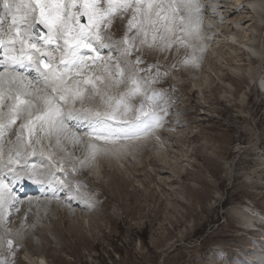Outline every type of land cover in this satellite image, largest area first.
Returning <instances> with one entry per match:
<instances>
[{
    "label": "rangeland",
    "instance_id": "374dc122",
    "mask_svg": "<svg viewBox=\"0 0 264 264\" xmlns=\"http://www.w3.org/2000/svg\"><path fill=\"white\" fill-rule=\"evenodd\" d=\"M206 5L205 2L204 8ZM246 13L247 10L241 11L239 16L242 15L241 17L245 19L247 18ZM215 16L212 14L211 17L215 18ZM262 17L264 19V16ZM81 20L85 22L84 17H81ZM220 20L224 21L223 14L217 19L218 22ZM221 21L219 23L222 25ZM251 21L255 25L260 20L255 16L254 19L245 22L246 24L243 23L245 26L241 21L240 26L234 28L232 33L240 34L241 29L246 28L247 24L252 23ZM114 24L118 27L116 21L113 22ZM126 24L127 22L123 21L122 26L126 27ZM263 27L262 25L261 28L263 29ZM207 28L205 34L208 35V38L211 35L214 37L215 34L212 33V30L215 27L213 24H208ZM224 28L226 29V27ZM249 29V37L256 40L254 43L260 46L262 42L264 46L262 41L264 36L259 41L262 29L258 33L251 26ZM220 30L217 31L220 32ZM111 37L113 40H119L113 35ZM235 38L237 39L236 35ZM221 39L222 36L211 39L207 48L203 44V39H193L192 42L197 45L195 55L198 57V66L182 63L186 55L192 53V49L180 47L177 50V46L174 45L170 50L161 51L159 47L148 48L141 45L138 39L136 41L138 50H134L133 55L126 57L127 59L122 58L115 49L105 48L99 50L103 62L98 61L92 64V61L89 62L94 69L87 62L82 75H76L80 69H75L73 73L69 74L70 80L72 79L74 82H68V86H71V83L74 86L75 78L76 81H81L79 85L81 89L89 87L82 81L87 79V74L92 79L97 76L102 77L101 81L96 82V89L99 91L100 88L104 94L111 96H118L120 93L126 92L128 88L132 87L130 78L134 77L140 82L144 91L141 95L132 98L130 103L138 107L145 95L156 93L160 124L147 135L141 134L135 140L134 138L122 139L121 136L120 140H126L122 142L123 144L109 143L105 145L104 141L96 139L97 133L93 131L92 120L85 124L88 119L83 114L73 112L69 116L65 110L62 120L65 131L58 135L59 145H62L65 150L68 144L72 157L78 158L79 150L81 148L90 149V145L108 148V146L115 147L118 144L116 147H119L117 151L120 150V152L124 148L123 153L126 154L122 157L125 158L119 159L120 164L115 162L114 165L117 166H111L113 165L112 159L108 161L104 159L102 161L105 163L102 161L100 164L98 163L99 169L95 172L96 165L91 166V163L87 161L83 165V167L87 166L84 168L86 176H95L96 181H100V179L102 181L108 173L110 174L104 180H108L110 175L111 180H114L113 172L118 174L123 184H121L120 190H117L116 201L110 199L113 191L111 187L105 189L106 184L104 183L96 186L98 190L95 187L92 190L91 185L87 184L85 180L82 183L79 180L73 181V177L79 179L78 176L82 175L83 171L73 167L70 163L68 166L61 165V167L63 166L61 169L63 175L60 173L58 177L53 173V164L56 165L54 160H59L62 153L58 154L50 143V139L44 136L45 134L43 135L46 130L37 129V137L44 139V143L42 141L45 145L43 151H46L47 153H45L49 154L52 159L47 160L48 165L45 164L47 168H45L46 173H43V177H39L37 173V179L44 178V181L38 180V183H43L40 188H44V191L40 189L39 194L29 197L37 201L38 204L45 205L46 203L49 208L47 210L37 208V214L31 212L37 225L25 217L21 219V224L16 223L15 215L10 217L11 221L6 225L0 224V254L3 253L2 255L5 257L3 259L0 257V264H31L34 259L40 261L41 258L45 264H241L244 257L249 259L244 264H256L258 261L264 264V247H259L254 242L264 243V222H262L264 221V164L262 166L259 160H264V95L259 91L258 86L254 82L251 83L247 77L250 69L255 70L259 65H257L258 60L256 55H253L254 53L239 49L237 46L227 48V45L220 41ZM201 48H203V52L200 51ZM106 49L108 52L105 51ZM110 55L116 61H112L113 58ZM138 56L142 63L136 65L135 61ZM206 59H210L207 64L205 63ZM105 62L109 68H105ZM118 63H120L119 67ZM149 65L152 67L149 68ZM97 66L99 67L96 69ZM116 67L123 70L122 77ZM110 76H117L115 79L111 78L118 83L108 86ZM77 77L81 80H77ZM101 90L99 92L102 93ZM89 93L88 95H91L90 91ZM77 103L76 107L74 106L77 109L81 107L85 109L88 105L86 109L94 107L99 110L91 102V99H85L83 105L79 104L80 102ZM102 107L104 108L103 104L101 109ZM74 114L77 117L79 115L78 119L73 116ZM82 117L85 119L84 121ZM86 127L92 131L89 132V128ZM18 131L19 127L11 132L6 146H10L9 141H12V135L15 134L16 138ZM73 134L78 135L73 136ZM54 135L55 133L50 137ZM25 136L27 137V133ZM63 140L68 143L61 144ZM31 142L35 144L32 140ZM32 143L29 147L30 150L33 146ZM3 144L5 146L4 141ZM74 144L79 145L80 149H76ZM82 145L85 146L82 147ZM87 145L89 146L87 147ZM160 145L161 150L167 151L166 153L169 154L164 161L159 162L155 156L148 155V157L146 155L144 150L149 148L155 155L154 153L159 151ZM127 160L129 161L127 162ZM89 165L91 167H88ZM65 167L67 169H64ZM19 168L21 169V167H16L21 175L23 172ZM71 168L72 173L68 170ZM35 171L37 170H33V174H36ZM99 171L100 173H98ZM132 171L136 176H131ZM10 174L13 175L5 182L12 187L11 181L15 178L14 173ZM61 179L64 180L62 185ZM48 183L49 185H47ZM101 184H104L103 188ZM42 192L47 193L48 197L47 194H41ZM22 199L24 198L19 199V205L22 203ZM74 203L84 205L85 209L81 210L87 214L78 217V220L83 223L84 230V236L80 239L77 237L80 233L73 236L65 231L69 223L60 219L61 214L68 212L66 217L71 222L77 221L75 211L79 209L76 208V205L74 207ZM62 204L65 205L62 206ZM243 205L247 206L254 215L257 214V218L254 217L252 220L251 227L254 224L260 225L261 231L252 228L247 231L240 228L241 221L244 219L243 215L245 217L246 215L242 212L240 215L238 208L245 207ZM54 206L57 211L53 210ZM105 208L110 213V219L103 215ZM230 211L233 212V215ZM49 217L53 218L52 220L57 218L56 220L61 221L58 230L65 233L62 237L55 231ZM229 217L234 222H232V227L227 226ZM87 219L89 220L86 221ZM5 226L10 229V232L5 233L3 228ZM13 230L19 231L23 236L22 239L28 242V245L23 243L22 246L16 247L18 249L17 255H15L16 259L12 253L9 254L12 250L9 251L7 246V240L14 239ZM223 233L225 236L228 233L232 236L226 238L222 236ZM7 234L10 237H7ZM233 236H238L239 239H232ZM35 247L37 251H35ZM26 254L31 258L33 256L34 259H27ZM9 256L12 258L6 262L5 259ZM20 258L26 262H20Z\"/></svg>",
    "mask_w": 264,
    "mask_h": 264
},
{
    "label": "snow or ice",
    "instance_id": "6c2138e0",
    "mask_svg": "<svg viewBox=\"0 0 264 264\" xmlns=\"http://www.w3.org/2000/svg\"><path fill=\"white\" fill-rule=\"evenodd\" d=\"M203 8L201 0H0V167L8 168L15 179H23L15 166L31 146V136L37 129L46 130L48 135L64 132L65 110L69 116L78 112L92 120L96 139L105 145L115 144L121 136L139 138L159 126L156 93L145 95L138 107L130 103L144 91L134 77L130 78L132 87L126 92L111 96L96 89V82L102 77L84 79L89 87L81 89V81L68 86L69 74L80 69L76 75H82L87 66L83 50L95 53L94 63L103 62L99 51L102 48L115 49L126 58L138 50V39L141 45L159 47L161 51L174 45L177 50L192 49L182 63L198 66L197 45L192 41L202 39ZM81 17L86 22H81ZM125 17L124 35L113 40L109 30L114 20ZM140 63L138 56L135 64ZM118 72L122 77L123 70L118 68ZM93 98L103 102V110L75 109L77 102L83 105L85 99ZM65 105L72 107L65 109ZM17 121L21 123L16 141H9L5 159L3 139ZM56 144L59 146V138ZM89 147V162L112 151L104 146ZM32 175L28 173V178ZM4 179L0 172V224L6 225L8 207L20 200ZM4 231L10 229L5 226ZM7 246L11 251V239Z\"/></svg>",
    "mask_w": 264,
    "mask_h": 264
},
{
    "label": "bare ground",
    "instance_id": "6f19581e",
    "mask_svg": "<svg viewBox=\"0 0 264 264\" xmlns=\"http://www.w3.org/2000/svg\"><path fill=\"white\" fill-rule=\"evenodd\" d=\"M205 2L207 3V5H206V8H203V20H202V26H201V34H202V39H203V44L204 45H206V48H207V46L209 47V43H210V41H211V39H213V38H220L221 36H222V39L220 40V41H222V43L223 44H226L227 45V48L228 47H234V46H237L239 49H244V50H246V51H249V52H252V53H254L253 55H256V59L258 60V64L257 65H259L255 70H253V69H250V72H248V75H247V77H249V80H250V82L251 83H255L257 86H258V88H259V91L264 95V46L262 45V42L260 43V46L259 45H256L255 43H254V41H256L255 39H251L250 37H249V33H250V29H249V27L251 26L252 28H254V31L256 32V33H258V31L259 30H261L262 28H261V26L263 25L264 26V19H263V17L262 16H264V0H201V3L204 5L205 4ZM230 4V5H229ZM205 7V6H204ZM209 11H208V10ZM211 9V10H210ZM244 10H247V15H246V17L247 18H242L241 16H239V13L241 12V11H244ZM74 11H76V10H74ZM210 11H212V13H209ZM212 14H215L216 16H215V18L213 17H211L212 16ZM222 14L224 15V21L222 22L221 20V23H222V25L217 21V19L218 18H220L221 16H222ZM255 16L260 20L257 24H253V22L252 23H249V24H247L248 26H246V28H244V29H241L242 31L240 32V34H233L232 33V31H233V29L234 28H238V26H240V24H241V21H242V24L243 23H245V22H248V21H250V20H252V19H254L255 18ZM85 18V17H84ZM212 18V19H211ZM223 19V18H222ZM244 19V20H243ZM114 21H116L117 22V24H118V27H116V23L114 24V25H112V28L109 30V34L112 36H114V37H116V38H121L123 35H124V33H125V31H126V27L125 26H122V24H123V21H125V22H127V17H125L123 20H121V19H119V18H117L116 20H114ZM81 22H82V20H81ZM85 22H86V18H85ZM208 23V24H213V26L215 27V29H213L212 30V33H214L215 35H214V37L211 35V36H209V38H208V35H206L205 34V30L206 29H208L207 28V26H208V24H206V23ZM216 22H218V23H216ZM228 24V25H227ZM246 24V23H245ZM244 25V24H243ZM122 26V27H121ZM245 26V25H244ZM224 27H226V29L224 28ZM224 28V29H223ZM242 28V27H241ZM219 29H221L220 30V32L219 31H217V30H219ZM253 31V32H254ZM263 31H264V27H263V29H262V31H261V33H260V39H259V41L261 40V38L264 36L263 35ZM207 33V32H206ZM222 34V35H219V34ZM237 33H239V32H237ZM207 34H209V33H207ZM131 35V34H130ZM235 35H236V37H237V39L235 38ZM239 35V36H238ZM258 35V34H257ZM217 36V37H216ZM220 36V37H219ZM263 41V43H264V40H262ZM105 42H107V41H105ZM215 42V41H214ZM214 46V45H213ZM236 47V48H237ZM147 48V47H146ZM237 48V49H238ZM102 49H105V48H102ZM102 49H100V50H102ZM108 49V48H107ZM105 50L106 52H108V50ZM233 49H235V48H233ZM209 50H211V49H209ZM213 50V49H212ZM231 50V49H230ZM83 54H84V57H85V59H86V61L89 63L90 62V60H92V57L93 56H95V53H91L90 51H84L83 52ZM103 54H105V53H103ZM102 54V55H103ZM212 54V53H211ZM133 55V54H132ZM213 55V54H212ZM59 56V53H57V57ZM114 56V55H113ZM208 56V55H207ZM110 57H111V55H110ZM210 57V56H209ZM111 58H113V57H111ZM211 58V57H210ZM125 59H127V58H125ZM209 60L210 59H206V64L209 62ZM213 60V59H212ZM112 61H116V59L115 58H113L112 59ZM93 63V60H92V62H91V64ZM128 63V62H127ZM90 64V63H89ZM90 64V65H91ZM105 64H106V62H105ZM244 64V63H243ZM96 65V64H95ZM118 65V67H119V65H120V63H118L117 64ZM245 65V64H244ZM102 66V65H101ZM205 66V65H204ZM91 67H92V65H91ZM99 66H97L96 67V69L98 68ZM118 67H116V69L118 68ZM201 67V66H200ZM203 67V66H202ZM252 67V66H251ZM254 67V66H253ZM93 68V67H92ZM109 68V67H108ZM198 68V67H197ZM88 69V68H87ZM89 69H91V68H89ZM94 69V68H93ZM115 69V70H116ZM120 69V68H119ZM104 70V69H103ZM111 70H113V69H111ZM94 71V70H93ZM86 72V71H85ZM104 72H106V71H104ZM109 72H110V70H109ZM108 72V73H109ZM112 72H114V70L112 71ZM73 73V72H72ZM87 73H88V71H87ZM116 73H117V70H116ZM71 74V73H70ZM107 74V73H106ZM118 74V73H117ZM226 74H228V72H226ZM32 75L34 76L35 75V73H34V71L32 72ZM74 75H75V73H74ZM97 75V74H96ZM114 75V74H113ZM73 76V75H72ZM71 76V77H72ZM103 76V75H102ZM76 77V76H75ZM83 77H85V76H83ZM87 78H91L90 76L88 77V74H87V76H86ZM104 77V76H103ZM112 76H110L109 78H108V86L110 85V84H116V83H118L117 81H114V79H115V77H117V76H115V77H112V78H114V79H112L111 78ZM121 77V76H120ZM229 77V76H228ZM95 78V77H94ZM78 79H80V78H78L77 77V80ZM83 79V78H82ZM86 79V78H85ZM72 80V79H71ZM70 79H69V82H74L73 80L71 81ZM74 80H75V82H76V79L74 78ZM81 80V79H80ZM83 81V80H82ZM69 84V83H68ZM72 85L71 86H73V83H71ZM75 85V84H74ZM101 85V84H100ZM194 85H196V84H194ZM70 86V85H69ZM107 86V85H106ZM121 87V86H120ZM120 87H119V89H120ZM104 88H106L105 87V85H104ZM129 89V88H128ZM101 89L99 88V91H100ZM105 90V89H104ZM110 90H111V88H110ZM102 91V93H103V90H101ZM107 91V90H106ZM115 91V90H114ZM123 91V90H122ZM110 92V91H109ZM90 94V93H89ZM89 102V101H88ZM91 102L92 103H94V105L99 109V110H103V107H102V109H101V106H102V101L99 99V98H93V99H91ZM78 104V103H77ZM80 104V103H79ZM79 106V105H78ZM88 106V105H87ZM87 106H86V108H87ZM69 107H72V106H69V105H65L64 106V108L65 109H67V108H69ZM76 107V106H75ZM85 107V106H84ZM85 108V109H86ZM89 108V107H88ZM92 108V107H91ZM75 109H77V108H75ZM93 109H94V107H93ZM94 110H96V109H94ZM65 113V112H64ZM74 113H76V112H74ZM78 113V112H77ZM66 114H68V113H66ZM80 114V113H79ZM74 117L76 116L75 114L73 115ZM73 117V118H74ZM77 117V116H76ZM75 117V118H76ZM78 117H79V115H78ZM78 117H77V119H78ZM74 118V119H75ZM80 118H81V115H80ZM79 118V119H80ZM83 118V117H82ZM82 120V119H81ZM85 119L83 118V121H84ZM76 121H78V120H76ZM83 121H81L82 123H83ZM90 121V119H88V120H86V122H85V124L86 123H88ZM67 122V121H66ZM69 122V121H68ZM80 122V121H79ZM21 123V121H17V123L15 124V125H13L12 127H11V129L10 130H8V131H6V133H5V136H4V139H3V141L5 142V159H6V157H7V148H8V146H6V143H8V139L11 137V132H13V130L15 129L16 130V128L17 127H19V124ZM78 123V122H77ZM67 124V123H66ZM70 124H71V122H70ZM73 124V123H72ZM75 124V123H74ZM80 124V123H79ZM91 124V123H90ZM90 124H89V127H90ZM83 125V124H82ZM71 126V125H70ZM74 126V125H73ZM85 126V125H84ZM79 128H80V126H78ZM88 127V128H89ZM92 127H93V125H92ZM91 127V128H92ZM81 128H82V126H81ZM85 128V127H84ZM87 128V127H86ZM87 128V129H88ZM76 129V128H75ZM79 130V129H78ZM84 130V129H83ZM73 131V130H72ZM81 131V130H80ZM87 131V130H86ZM90 131H92V129L90 130V128H89V132ZM83 132H85V131H83ZM75 133V132H74ZM94 133V132H93ZM39 134V133H38ZM45 134V135H44ZM61 134V133H60ZM79 134V133H78ZM78 134H76V135H78ZM81 134V133H80ZM86 134H89V133H86ZM25 135H26V133H25ZM43 135L44 136H47L48 137V139H50V143H52V145H53V147L55 148V151H57L58 152V154L59 153H62L61 155V158H59V160H57L56 161V159L54 160V158H53V160H54V162H55V164L56 165H54L53 164V168H52V172L53 173H55L58 177L60 176L59 174L60 173H62V171H61V169H62V167H61V165H66V166H68V164L70 163L73 167H76V168H80L82 171H83V174L82 175H79L78 177H79V179H76L75 177H73V181L74 180H76V182H77V180H79V181H81L80 183H82V182H84V180H85V182L87 183V184H89V185H91V189L93 190V188L95 187L96 188V186H99L98 184H100V183H104V184H106L105 185V189H106V187H111V189H112V191H113V194H112V196H110V199L111 200H114V201H116L117 200V190H120V188L122 187L121 186V184H123V182L121 181V179L119 178V176H118V174H115L114 172H113V175H114V180H111V175L109 176V178H110V180H109V178H108V180H104V179H107V177L106 176H108L110 173H108L104 178H103V180L101 181V179H100V181H98V183H97V181L95 180L96 178H95V176L93 177V176H90L89 175V173H87L89 176H86V172L84 171V168H86V167H83V165H81V163H80V161H82L83 159H84V162L85 161H87L86 160V157H88L89 156V154H90V151L89 150H91V149H83V148H81V150H79V157L77 158V157H75V156H73L72 157V155H71V152H70V150H69V145L67 146L66 145V148H65V150H64V148H63V146L62 145H57L56 144V140H57V138H59V136L57 135V134H55L54 136H51L50 137V135H48L47 134V132L45 131V133H43ZM70 135V134H69ZM75 135V136H76ZM84 135V134H83ZM90 135V134H89ZM88 135V136H89ZM43 136V137H44ZM85 136V135H84ZM91 137H94V136H92L91 135ZM123 137V136H122ZM12 142L14 143L15 141H16V138H15V134H13L12 135ZM15 138V139H14ZM39 137H37V130L34 132V134L31 136V140L33 141V142H35V144H33L32 142V144H33V146H32V148H31V150L30 149H28V151L27 152H25L24 154H23V156L21 157V159H20V162L15 166V167H21V171L23 172L22 174H21V176H23V177H26V171L28 170V169H31L32 171L33 170H37V171H35L36 172V174H33L34 172H32V174H33V178L34 179H31L32 181H36V183H35V185H38L39 187H41L42 185H43V183H38V180H41V181H44L42 178L41 179H37V173H38V176L40 177V176H44L43 175V173L45 172V168H47L46 166H45V164H47L46 162H47V159L48 160H50L49 159V154H46L47 152L46 151H43L44 149H45V145L43 144L44 143V139H38ZM86 138V137H85ZM132 138H134V140H135V138L136 137H132ZM131 138V139H132ZM60 139H62V138H60ZM90 139V138H89ZM119 139V138H118ZM121 139V138H120ZM117 140V142L116 143H121V144H123L122 142H125L126 140ZM122 139H124V138H122ZM143 139V138H142ZM81 140V139H80ZM42 141H43V143H42ZM48 141V140H47ZM79 141V140H78ZM83 141H84V139H83ZM82 141V144H84V142ZM132 141V140H131ZM150 141V140H149ZM49 142V141H48ZM87 142H88V140H87ZM143 142H144V140H143ZM41 143H42V145H41ZM64 143H68V142H65V140H63V142H61V144H64ZM75 143V142H74ZM86 143V142H85ZM104 143V142H103ZM147 143V142H146ZM97 144V143H96ZM112 144V143H111ZM136 144V143H135ZM139 144V143H138ZM152 144V143H151ZM157 144V143H156ZM164 144V143H163ZM75 145V144H74ZM115 145V144H114ZM118 145V144H117ZM116 145V146H117ZM127 145V144H126ZM131 145V144H130ZM83 146H85V145H82V147ZM89 145H87V147H88ZM97 146V145H96ZM114 147V146H108V148H110V149H112V151L109 153V154H106V155H98L97 157H96V159L95 160H93V161H91V162H89V161H87V162H89V163H91L90 165L92 166V165H96V167H92L93 169H94V172H95V170L96 171H98V169H99V164H100V162L102 161V160H104V159H106L107 161L108 160H110V159H112L113 160V165H111V166H117V165H114V163L115 162H120L119 161V159L122 157V156H124L125 154L123 153L124 151H123V149H122V152H120V150L119 151H117V149L119 148V147ZM119 146H121V145H119ZM124 146H125V143H124ZM133 146V145H132ZM138 146V145H137ZM148 146H149V144H148ZM75 147H76V149L77 148H79L80 149V146L79 145H75ZM74 147V148H75ZM129 147V146H128ZM44 148V149H43ZM47 148V147H46ZM90 148V147H89ZM135 148V147H134ZM138 148V147H137ZM139 148H140V146H139ZM143 148V147H142ZM159 149V151H156L154 154L155 155H153V153H151V149L149 150V148L147 149V150H144L145 152H146V155L148 156V155H152V157H156L157 158V160L159 161V162H162V161H164V159L167 157V156H169V154L168 153H166V152H163L162 150H161V145H160V147L158 148ZM39 150H41V151H39ZM52 150V149H51ZM71 150H72V148H71ZM125 150H126V148H125ZM140 150V149H139ZM68 151V152H67ZM129 151V150H128ZM132 151V150H131ZM165 151V150H164ZM35 153V154H32V153ZM46 152V153H45ZM73 152V151H72ZM75 152V151H74ZM133 152H134V150H133ZM137 152V151H136ZM142 152V151H141ZM140 152V153H141ZM53 153V152H52ZM166 153V154H165ZM131 154H133L132 152H131ZM136 154V153H135ZM77 155V154H76ZM134 155V154H133ZM138 155V154H137ZM143 155V154H142ZM55 156V155H54ZM144 156V155H143ZM130 157V156H129ZM139 158V156H136V158ZM149 157V156H148ZM76 158V159H75ZM123 158V157H122ZM125 158V157H124ZM123 158V159H124ZM131 158V157H130ZM144 158H145V156H144ZM81 159V160H80ZM132 159V158H131ZM152 159V158H151ZM138 160H140V159H138ZM137 160V161H138ZM143 159H141L140 161H142ZM145 160V159H144ZM153 160V159H152ZM151 160V161H152ZM260 160V164H262V166H263V164H264V160L263 159H259ZM129 160H127V162H128ZM147 161V160H146ZM86 162V163H87ZM102 162H104V161H102ZM124 162H126L125 160H124ZM51 163V162H50ZM99 163V164H98ZM105 163V162H104ZM109 163V162H108ZM107 163V164H108ZM145 163V162H144ZM110 164V163H109ZM120 164V163H119ZM119 164H118V166H119ZM122 164V163H121ZM123 164H125V163H123ZM133 164V163H132ZM136 164V163H135ZM48 165V164H47ZM88 166V167H91V166ZM140 165V164H139ZM108 166V165H107ZM106 166V167H107ZM110 166V165H109ZM122 166V165H121ZM124 166V165H123ZM127 166H128V164H127ZM130 166V165H129ZM72 167V168H73ZM151 167V166H150ZM72 168L71 169H68L71 173H72ZM114 168V167H113ZM128 168V167H127ZM141 168V167H140ZM144 168H146L145 166H144ZM162 168V167H161ZM219 168V167H218ZM217 168V169H218ZM25 169H26V171H25ZM64 169H67L66 167L64 168ZM116 169V168H115ZM114 169V170H115ZM120 169V168H119ZM122 169H124V168H122ZM130 169H132V168H130ZM165 169V168H164ZM74 170V169H73ZM77 170H79V169H77ZM91 170V169H90ZM134 170H137V169H135L134 168ZM20 171V172H21ZM76 171V170H75ZM88 171V170H87ZM109 171V170H108ZM107 171V172H108ZM111 171V170H110ZM109 171V172H110ZM0 172H2L3 173V176H4V182L6 181V180H8L12 175L10 174V173H8L9 172V170H8V168H6V167H0ZM6 172V173H5ZM120 172H121V170H120ZM127 172H128V170H127ZM126 172V173H127ZM129 172H130V170H129ZM166 172V171H165ZM46 173V172H45ZM44 173V174H45ZM47 173H49V172H47ZM70 173V174H71ZM80 173V172H79ZM98 173H100V171L98 172ZM67 174V173H66ZM65 174V175H66ZM76 174V173H75ZM97 174V173H96ZM102 174V173H101ZM157 174V173H156ZM35 175V176H34ZM62 175H63V173H62ZM74 175V174H73ZM112 175V176H113ZM47 176V175H46ZM130 176V175H129ZM129 176H128V179H129ZM131 176H136L135 175V173L132 171V174H131ZM70 177H72V176H70ZM99 177V176H98ZM182 177H184V176H182ZM67 178V177H66ZM65 178V179H66ZM50 179V178H49ZM54 179V178H53ZM59 179V178H58ZM68 179V178H67ZM87 179V180H86ZM22 180V179H21ZM20 180V181H21ZM50 180H52V179H50ZM123 180L124 181H126L125 180V178H123ZM61 181H62V179H61ZM64 181V180H63ZM46 182V181H45ZM51 182V181H50ZM59 182V181H58ZM68 182V181H67ZM66 182V183H67ZM6 183V182H5ZM47 183V182H46ZM53 183V182H52ZM64 183V182H63ZM74 183V182H73ZM85 183V184H86ZM130 183V182H129ZM6 184H8V183H6ZM18 183H15V184H13V186L11 187V189L13 190V189H15L16 188V186L15 185H17ZM72 184V183H71ZM103 184V185H104ZM47 185H49V183L47 184ZM62 185V184H61ZM102 185V184H101ZM103 185H102V188H103ZM46 187V186H45ZM51 187V186H50ZM55 187V186H54ZM49 188V187H48ZM53 188V187H52ZM41 189V188H40ZM43 189V188H42ZM97 189V188H96ZM110 189V188H109ZM59 190V189H58ZM69 190V189H68ZM98 190V189H97ZM52 191V190H51ZM61 191V190H60ZM111 191V192H112ZM96 192V191H95ZM94 192V193H95ZM102 192V191H101ZM39 193V191H37V193L36 192H26L22 197L24 198V199H22L21 200V204L19 205V203H16L14 206H9V209H8V213H9V215H8V217H7V222H10L11 221V216L12 215H15L16 216V220H15V222L16 223H19V224H21V222H22V220L21 219H23L24 217H25V219H29V221H32V222H34L36 225H37V222L36 221H34V218H33V216H32V213L31 212H33L34 214H37V208H43V209H45V210H47L48 208H49V205H47L46 203H45V205H42V204H38V202L37 201H35L33 198H30L29 196H32V195H37ZM50 194V193H49ZM59 194V193H58ZM63 194V193H62ZM57 195V194H56ZM73 195V194H72ZM119 196V195H118ZM200 196V195H199ZM22 197H18L19 199H21ZM26 197V198H25ZM48 197V196H47ZM62 197V196H61ZM71 197V196H70ZM97 197V196H96ZM42 198V197H41ZM55 198V197H54ZM60 198V196L58 197V199ZM74 198V197H73ZM37 199V198H36ZM57 199V198H56ZM65 199V198H64ZM106 199V198H105ZM203 199V198H202ZM42 200V199H41ZM102 200V199H101ZM39 201V200H38ZM68 201V200H67ZM41 202V201H40ZM49 202V201H48ZM51 202V201H50ZM49 202V203H50ZM62 202V201H61ZM66 202V201H65ZM102 203V202H101ZM57 205H58V203H57ZM63 205H65V204H62V206ZM75 205H76V208H78L79 210H76L75 212H76V219H77V221H70L69 220V218L68 217H66L67 216V213H64L63 215L61 214V217H60V219L62 218V220H66V221H68V223H69V225H68V227H66V230L65 231H67L68 233H70L71 235H73V236H75L76 234H78V233H80L79 235H77V237L80 239L81 237H83L84 236V233H83V227H82V225H83V223L82 222H80V220H78L79 218V216L80 217H82V216H86L87 214H85L84 212H83V210H81V209H85V206L84 205H81V204H79V203H74V207H75ZM103 205V204H102ZM53 206V205H52ZM68 206H71V205H68ZM243 206H245V205H243ZM18 207V208H17ZM59 208V207H58ZM57 208V209H58ZM17 209H18V211H17ZM26 209H28V210H26ZM66 209V208H65ZM39 210H41V209H39ZM53 210H56V207L54 206L53 207ZM68 210H70L69 208H68ZM72 211L74 210V209H71ZM43 211V210H42ZM57 211V210H56ZM50 212V211H49ZM60 212V211H59ZM238 212H239V214L241 215L242 213L243 214H245L246 215V217L243 215V217H244V219L241 221L242 223L240 224V228L241 229H244V230H247V231H249L250 230V228H251V225H252V220L254 219V217H256L257 218V214L256 215H254L253 214V212H250V210H249V208L247 207V206H245V207H243V208H238ZM238 212H234V213H238ZM242 212V213H241ZM230 213H231V215H233L232 213V211H230ZM257 213L259 214V212L257 211ZM42 214V213H41ZM101 214V213H100ZM102 215V214H101ZM106 218H108V219H110L111 218V216H109L110 215V213H108L107 212V208H105L104 209V214H103ZM104 216H102V217H104ZM17 217H18V219H17ZM30 217V218H29ZM104 217V218H105ZM242 217V218H243ZM9 218H10V220H9ZM50 218V217H49ZM53 218H50V221H51V223H52V225H53V227L56 229L55 231L58 233V234H60V236L62 237L63 236V234H65V233H63L62 231H60V230H58L59 229V223L61 222H59V220H56V219H54V220H52ZM84 220V219H83ZM89 219H87L86 221H88ZM27 222V221H26ZM65 222V221H64ZM98 222V221H97ZM96 222V223H97ZM233 220H231V218L229 217L228 219H227V226H229V227H232L233 226ZM28 223V222H27ZM85 223V222H84ZM98 224H101V223H98ZM97 224V225H98ZM40 225H41V223H40ZM40 225H38V226H40ZM102 225V224H101ZM99 226V225H98ZM97 226V227H98ZM84 227H85V225H84ZM3 228H5V227H3ZM65 229V228H64ZM64 229H63V231H64ZM12 233H13V237H14V239H12V241H13V247H12V251L11 252H9V254H13V257L15 258V255H17V253H16V251L18 250L16 247L17 246H22L23 245V243H26V245H28V242L27 241H25V239L23 240L22 238H23V236L19 233V231H17V230H13L12 231ZM229 234V233H228ZM226 235L225 236V233H223L222 234V236H225L226 238L229 236V237H231L232 235L230 234V235ZM220 235V234H219ZM7 237H10V236H8V234H7ZM88 238V237H87ZM83 239V238H82ZM232 239H239V237L238 236H233L232 237ZM27 240V239H26ZM255 243H256V245L257 246H259V247H264V243L263 242H257V241H254ZM254 242H253V244H254ZM233 244V243H232ZM255 245V244H254ZM242 248H245L244 246H241ZM25 249V248H24ZM35 249V251H37V249H36V247L34 248ZM35 253V252H34ZM3 254V253H2ZM2 254H0V257L3 259V258H5L4 257V255H2ZM35 255V254H34ZM235 255V254H234ZM26 256H27V259L28 258H31V257H28V255L26 254ZM231 256V255H230ZM35 257V256H34ZM12 258V256L10 257H8V258H6L5 260H6V262H8V261H10V259ZM16 259V258H15ZM21 259V258H20ZM31 259H34L33 258V256H32V258ZM31 259H29V260H31ZM249 261V259L247 258V257H244L243 258V260H242V262H241V264H244L245 263V261ZM22 261H25L24 259H21V261L20 262H22ZM26 262V261H25ZM27 264V263H26ZM31 264H45V262H44V260L41 258V260L39 261H37V259L35 260H33L32 262H31ZM249 264V263H248ZM256 264H262V262H257Z\"/></svg>",
    "mask_w": 264,
    "mask_h": 264
}]
</instances>
